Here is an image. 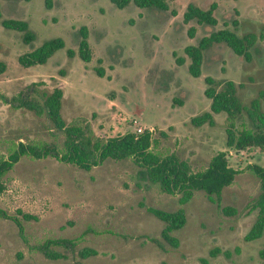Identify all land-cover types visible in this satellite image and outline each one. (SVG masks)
<instances>
[{
    "label": "rangeland",
    "instance_id": "374dc122",
    "mask_svg": "<svg viewBox=\"0 0 264 264\" xmlns=\"http://www.w3.org/2000/svg\"><path fill=\"white\" fill-rule=\"evenodd\" d=\"M207 9L216 3L214 26L183 22L188 4ZM0 0V93L16 95L34 82L51 91L63 89L61 116L66 123L87 120L98 135L133 132L139 126L153 129L158 140L154 153L174 154L192 172L204 170L218 152H225L228 165L238 171L225 187L219 205L210 203L202 191L179 205V195H168L158 185L140 181L131 159H107L90 171L52 158L23 157L5 177L0 209L10 215L17 210L36 219L22 221L29 244L48 238L77 239L73 251L54 248L66 259L48 260L30 251L17 227L0 218V264H264V233L260 239L244 236L256 218L250 201L259 193V180L248 164L264 168V153L256 148L236 151L226 147L224 112L211 113L212 125L195 126L191 119L210 113L204 95L205 77L217 83L232 81L244 107L264 92V0H174L167 11L140 8L130 2L117 8L110 0ZM237 20L234 28L232 20ZM2 20L25 21L35 39L22 41L23 33L5 29ZM238 37L252 33L257 41L250 49L251 61L235 55L225 44H213L203 53L201 73L188 72L190 59L185 47L196 45L210 33L226 27ZM87 28L91 60L78 56L79 29ZM195 28L193 38L187 30ZM60 38L63 48L44 64L22 67L17 59ZM73 51L69 57L67 51ZM176 59L182 60L177 64ZM100 60V62L98 61ZM101 67L104 76L95 69ZM264 112V98L259 99ZM238 127L251 128L245 114ZM45 117L0 102V157L18 142L60 146L61 135H53ZM159 132L166 136L160 137ZM143 204L144 207H140ZM235 214L226 216L222 207ZM154 207L167 212L183 209L186 224L171 233L178 240L173 248L161 236L164 224L146 211ZM92 248L96 256L81 259V248ZM218 250L214 256L212 250Z\"/></svg>",
    "mask_w": 264,
    "mask_h": 264
},
{
    "label": "trees",
    "instance_id": "16d2710c",
    "mask_svg": "<svg viewBox=\"0 0 264 264\" xmlns=\"http://www.w3.org/2000/svg\"><path fill=\"white\" fill-rule=\"evenodd\" d=\"M49 0H45L46 8H49ZM117 8H124L130 2L140 8H155L159 11H167L169 1L174 0H110ZM216 3H211L207 9H201L190 3L183 13L185 24L195 21L198 25H216L214 11ZM5 29L23 33L22 41L28 44L35 39V35L29 31L25 21L2 20ZM231 25L236 28L237 20H232ZM260 39L264 41V27ZM80 40L78 44V56L83 62L91 60V50L87 42V28L79 29ZM195 28L189 27L187 35L193 38ZM257 41L256 35L249 33L238 37L234 31L226 27L218 29L208 36L202 37L196 45L185 47L184 52L190 59L188 72L193 77H198L201 73L203 53L213 44H225L235 55L243 58L244 61H251L250 49ZM64 42L60 38L45 41L37 49L22 54L17 61L22 67H32L44 64L57 50L63 48ZM67 55L72 57L73 51L68 50ZM100 62V60H98ZM177 64H182V60L176 59ZM6 71V64L0 61V75ZM99 77L104 76V70L99 67L95 69ZM206 88L204 95L210 100V113H204L191 119L195 126L203 123L212 125L211 113L224 112L226 147L236 151H243L249 148H256L264 153V112L260 109L259 99L264 98V92H260L258 98L252 100L246 108L242 105L236 95L237 87L232 81L222 84L217 83L210 77H205ZM43 82H34L26 86L16 95L7 97L0 93V102L10 108L18 110L24 109L32 112L37 117H45L53 135L63 137L60 146L55 144H33L18 142L8 155L0 157V194L5 189V177L20 161L26 157L30 159L52 158L60 163L72 165L83 171H90L93 167L100 166L105 160L110 159L120 161L131 159L137 166V177L140 181L158 185L161 192L168 195H179L178 204L185 205L193 197L194 191H202L210 203L219 205L221 194L225 187L230 185L238 174L228 165L225 152L215 154L208 166L198 172H192L190 166L174 154L160 156L152 151L158 143L153 138V130H144L142 133L131 131L117 132L114 135H98L94 132L91 124L85 119H76L66 123L61 116V103L63 89L54 87L51 91L42 88ZM245 114L251 124V128L245 126L238 127L237 120ZM160 137H165L163 132H159ZM247 169L259 180V193L250 203L249 208L256 210V218L251 228L244 236L245 241L260 239L264 233V168L256 164H248ZM140 207H144L140 204ZM226 216L234 215L233 208L225 206L221 208ZM146 211L164 224L160 236L173 248L178 246V240L171 236V233L184 227L186 215L183 209L167 212L154 207H146ZM0 218L11 221L18 230V235L30 251L42 254L48 260L66 259V256L54 250L61 248L66 251H73L77 239L48 238L41 243L29 244L24 235L22 221L29 222L36 218L21 210L16 211V215H10L0 209ZM218 253L212 250L211 256ZM98 252L92 248H81L78 256L81 259L96 256Z\"/></svg>",
    "mask_w": 264,
    "mask_h": 264
},
{
    "label": "built area",
    "instance_id": "2783aa9c",
    "mask_svg": "<svg viewBox=\"0 0 264 264\" xmlns=\"http://www.w3.org/2000/svg\"><path fill=\"white\" fill-rule=\"evenodd\" d=\"M130 124L133 127V129H134L133 132H135V133H142L144 130H153L151 128L144 129L142 126L140 127L138 122L135 119H131L130 120Z\"/></svg>",
    "mask_w": 264,
    "mask_h": 264
},
{
    "label": "crops",
    "instance_id": "0c3cea01",
    "mask_svg": "<svg viewBox=\"0 0 264 264\" xmlns=\"http://www.w3.org/2000/svg\"><path fill=\"white\" fill-rule=\"evenodd\" d=\"M144 128V127H143ZM144 129H146V128H144Z\"/></svg>",
    "mask_w": 264,
    "mask_h": 264
}]
</instances>
